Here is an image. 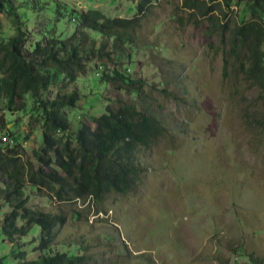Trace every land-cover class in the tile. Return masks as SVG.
<instances>
[{
    "label": "rangeland",
    "instance_id": "374dc122",
    "mask_svg": "<svg viewBox=\"0 0 264 264\" xmlns=\"http://www.w3.org/2000/svg\"><path fill=\"white\" fill-rule=\"evenodd\" d=\"M11 1L31 49L49 32L71 36L77 28L72 18L81 12L132 19L140 0ZM184 1L153 0L140 17L136 45L121 56L129 74L146 82L140 98L99 82L96 74L111 68V60L95 70L102 62L93 59L75 83L50 88L51 97L74 88L79 94L76 107L65 109L71 127L60 138L73 139L82 122L93 129V118L119 101H141L166 129L164 138L139 152L144 174L128 194H111L102 204L89 199L60 204L43 190L31 195L36 209H62L66 215L54 251L84 255L89 264H264V95L244 73L247 64L232 67L230 34L216 32L207 21L210 14L186 8ZM203 2L231 29L249 20L242 5ZM13 35L12 19L3 10L0 41ZM25 103L21 112L0 111V123L37 166L33 152L42 147L41 117L31 112L29 96ZM6 211L0 210V221ZM37 236L34 228L19 240L27 259L39 256ZM17 251L0 222L2 264H14Z\"/></svg>",
    "mask_w": 264,
    "mask_h": 264
},
{
    "label": "trees",
    "instance_id": "16d2710c",
    "mask_svg": "<svg viewBox=\"0 0 264 264\" xmlns=\"http://www.w3.org/2000/svg\"><path fill=\"white\" fill-rule=\"evenodd\" d=\"M223 1L227 8L232 3L242 5L249 20L231 29L227 22L218 23L216 10L203 0H185L184 5L196 8L204 16L210 14L207 21L213 29L230 34L228 55L233 58L232 67L235 62L237 68L247 64L244 73L264 95V0ZM152 2L140 0L132 19L108 18L97 10L81 12L75 20L72 18L77 28L71 36L62 39L49 32L29 49L30 34L18 8L11 0H0V12H8L14 29L12 37L0 41V111H23L29 96L31 112L41 117L43 139L42 147L33 152L35 166L24 158L13 133H4V124L0 123V130L15 143L6 148L0 146V210L8 209L0 221L1 232L18 249L14 264H89L84 255L52 249L57 229L66 223V215L62 209L56 213L36 209L29 204L31 195L43 190L60 204L87 199L102 204L111 194H128L140 184L144 174L139 152L165 137L166 129L141 101H119L116 107L107 106L105 113L93 118V129L82 122L73 139L60 138L58 133L64 135L71 127L65 109L76 107L79 94L74 88L69 93L57 90L54 96L48 95L50 88L59 83H75L87 72L88 64L97 59L112 61L111 68L96 74L101 84L140 98L146 82L129 74L121 56L136 45L140 17ZM88 32L99 36L100 41ZM103 66L102 62L92 69ZM34 228L38 229L34 251L39 256L27 259L19 240Z\"/></svg>",
    "mask_w": 264,
    "mask_h": 264
},
{
    "label": "built area",
    "instance_id": "2783aa9c",
    "mask_svg": "<svg viewBox=\"0 0 264 264\" xmlns=\"http://www.w3.org/2000/svg\"><path fill=\"white\" fill-rule=\"evenodd\" d=\"M0 144L5 146H13L15 143L8 134L0 131Z\"/></svg>",
    "mask_w": 264,
    "mask_h": 264
},
{
    "label": "clouds",
    "instance_id": "9594fccd",
    "mask_svg": "<svg viewBox=\"0 0 264 264\" xmlns=\"http://www.w3.org/2000/svg\"><path fill=\"white\" fill-rule=\"evenodd\" d=\"M1 131V130H0ZM2 132V131H1ZM4 133H6L5 131H3ZM3 146H5V145H3Z\"/></svg>",
    "mask_w": 264,
    "mask_h": 264
}]
</instances>
